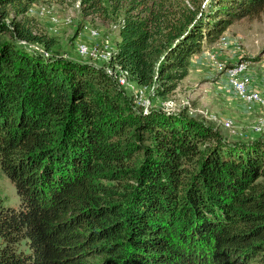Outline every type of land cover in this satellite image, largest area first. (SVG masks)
Instances as JSON below:
<instances>
[{"label": "trees", "instance_id": "1", "mask_svg": "<svg viewBox=\"0 0 264 264\" xmlns=\"http://www.w3.org/2000/svg\"><path fill=\"white\" fill-rule=\"evenodd\" d=\"M36 1L0 0V176L18 198L0 187V264L263 263V134L231 141L184 113L135 111L118 78L169 98L264 0H134L122 17L121 0H80L117 21L116 78L56 58Z\"/></svg>", "mask_w": 264, "mask_h": 264}, {"label": "rangeland", "instance_id": "2", "mask_svg": "<svg viewBox=\"0 0 264 264\" xmlns=\"http://www.w3.org/2000/svg\"><path fill=\"white\" fill-rule=\"evenodd\" d=\"M132 1L121 0L120 17ZM168 1V5L178 9L182 5H201L200 8H204L210 0ZM111 2L105 0V7L111 9ZM42 10L44 12L41 13ZM29 14L35 28L56 41L52 49L56 58L96 62L97 66L105 67L100 55L106 51L105 48L112 52L118 41L117 21L104 20L99 14L84 15L80 0H37ZM222 36L216 44L191 59L187 77L169 98H146L148 94L143 96L145 98H135L132 82L127 80L126 85L118 84L124 95L131 97L132 109L146 113L162 102L173 101L176 110L166 112L184 113L231 141L254 138L257 134H263L260 138L264 141V105L243 99L250 94L264 98V11L235 22ZM81 45L97 55L100 61L80 55L78 47ZM241 62L247 65L244 76L249 78L244 94H240L226 76L227 69ZM144 99L150 100L148 107L142 105ZM0 187L7 195V202L15 205L18 198L13 183L0 176ZM249 264L264 262L256 259Z\"/></svg>", "mask_w": 264, "mask_h": 264}, {"label": "built area", "instance_id": "3", "mask_svg": "<svg viewBox=\"0 0 264 264\" xmlns=\"http://www.w3.org/2000/svg\"><path fill=\"white\" fill-rule=\"evenodd\" d=\"M42 12H44V10H42L41 13ZM105 49H106V51L100 55L102 60L105 62L104 63V65H105L104 70L109 76H113L114 78H116L113 71L108 66L112 52L108 51L107 48H105ZM78 53L82 56H90L92 58L91 59L92 61H100L99 58L97 57V55H95L92 52H89L88 49L84 45H81L78 47ZM246 69H247V65L244 62H241V63H238V64L234 65L233 67L226 70V76H227L230 84L240 94H244L245 88L249 84V78L244 76ZM125 75L126 74H121L118 78V83L122 86L127 84L126 83L127 79H126ZM133 90H134L133 95L135 98H145V97H143L145 94H148V97H146V98H152L154 96L153 87L148 88V87H136L135 86ZM243 99L245 101L258 102L259 105H264V98H258L255 94H250V95L246 96V98H243ZM149 104H150V100H148V99H144L142 101V105L144 107H148ZM160 106L163 110H167V111L176 110V105H175V103H173V101L162 102Z\"/></svg>", "mask_w": 264, "mask_h": 264}, {"label": "bare ground", "instance_id": "4", "mask_svg": "<svg viewBox=\"0 0 264 264\" xmlns=\"http://www.w3.org/2000/svg\"><path fill=\"white\" fill-rule=\"evenodd\" d=\"M112 70V69H111ZM247 92V91H246ZM247 94V93H246Z\"/></svg>", "mask_w": 264, "mask_h": 264}, {"label": "crops", "instance_id": "5", "mask_svg": "<svg viewBox=\"0 0 264 264\" xmlns=\"http://www.w3.org/2000/svg\"><path fill=\"white\" fill-rule=\"evenodd\" d=\"M196 58V57H195Z\"/></svg>", "mask_w": 264, "mask_h": 264}]
</instances>
